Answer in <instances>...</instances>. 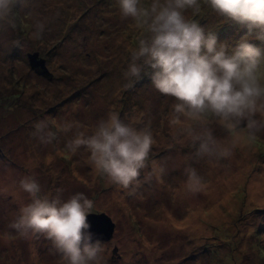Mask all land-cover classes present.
Returning <instances> with one entry per match:
<instances>
[{"label": "rangeland", "instance_id": "374dc122", "mask_svg": "<svg viewBox=\"0 0 264 264\" xmlns=\"http://www.w3.org/2000/svg\"><path fill=\"white\" fill-rule=\"evenodd\" d=\"M216 17L230 28L218 36L229 53L241 39L264 47L259 29ZM144 35L118 0H22L0 23V264H65L45 236L11 227L30 200L19 185L29 175L42 195L84 192L91 213L112 218L114 234L101 240L105 264H264V129L252 136L244 122L229 131L210 120L221 144H237L225 159L197 157L185 129L201 125L172 122L174 98L144 77L152 69L145 65L137 80L125 75ZM35 52L48 74L32 68ZM111 112L154 136L146 167L127 189L98 173L85 148H66ZM189 167L203 177L198 193L186 189Z\"/></svg>", "mask_w": 264, "mask_h": 264}, {"label": "clouds", "instance_id": "9594fccd", "mask_svg": "<svg viewBox=\"0 0 264 264\" xmlns=\"http://www.w3.org/2000/svg\"><path fill=\"white\" fill-rule=\"evenodd\" d=\"M21 2L0 0V23L10 20ZM118 4L123 17L145 28V35L131 52L125 75L137 80L145 65L152 69L154 89L174 98L172 122L187 120L201 125L199 132L194 127L185 129L191 141L198 142L197 157L225 159L237 144L235 138L231 144H221L208 127L210 120L229 131L244 122L252 136L264 129V47L241 39L229 53L224 44H218L215 33H206L192 18L207 5L249 32L259 29L257 39L264 41V0H151L146 7L141 0H118ZM257 114L259 119L254 118ZM45 127L37 124V132ZM69 128L70 124L65 125V130ZM154 142L150 127L135 126L111 112L90 134L78 132L66 148L72 153L85 148L89 164L98 173L127 189L146 167ZM19 185L30 200L20 208L12 228L24 235L45 236L65 264H105L103 242L90 230L88 220L93 201L84 192L67 198L42 195L41 184L31 175L21 178ZM185 185L192 193L203 190V177L195 167L186 169Z\"/></svg>", "mask_w": 264, "mask_h": 264}, {"label": "water", "instance_id": "95a60500", "mask_svg": "<svg viewBox=\"0 0 264 264\" xmlns=\"http://www.w3.org/2000/svg\"><path fill=\"white\" fill-rule=\"evenodd\" d=\"M29 59L32 68L36 69L38 72L48 74L45 59L40 57L39 52L29 54ZM88 220L91 226L90 230L95 234L96 238L102 241L112 238L115 230V223L107 213H91L88 216Z\"/></svg>", "mask_w": 264, "mask_h": 264}, {"label": "trees", "instance_id": "16d2710c", "mask_svg": "<svg viewBox=\"0 0 264 264\" xmlns=\"http://www.w3.org/2000/svg\"><path fill=\"white\" fill-rule=\"evenodd\" d=\"M202 11L194 15L192 18L196 20L205 29L206 33L207 32L215 33L217 37L219 35L228 33L230 28L227 24L222 25L221 23L222 21L219 24L216 23L217 17L214 11L212 12V10H210L205 14ZM151 72L152 70L150 71V73H146L144 77H149Z\"/></svg>", "mask_w": 264, "mask_h": 264}]
</instances>
